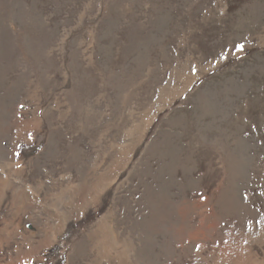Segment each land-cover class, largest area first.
Listing matches in <instances>:
<instances>
[{
    "label": "rangeland",
    "instance_id": "374dc122",
    "mask_svg": "<svg viewBox=\"0 0 264 264\" xmlns=\"http://www.w3.org/2000/svg\"><path fill=\"white\" fill-rule=\"evenodd\" d=\"M0 264H264V0H0Z\"/></svg>",
    "mask_w": 264,
    "mask_h": 264
},
{
    "label": "bare ground",
    "instance_id": "6f19581e",
    "mask_svg": "<svg viewBox=\"0 0 264 264\" xmlns=\"http://www.w3.org/2000/svg\"><path fill=\"white\" fill-rule=\"evenodd\" d=\"M123 150V149H122ZM89 193V195H93V192L91 191V192H88ZM102 193V192H101ZM83 196V195H82ZM79 197H81V196H79ZM81 200H83V197L81 198ZM85 202V201H84ZM88 203V202H87ZM93 203V202H92ZM79 205H81V204H79ZM93 205V204H92ZM17 216V215H16ZM100 230V229H99ZM5 232H6V230H5ZM107 232L105 231V234H106ZM49 240V239H48ZM229 246V245H228ZM232 247V246H231ZM227 248V247H226ZM229 249V252H230V254L232 253V250H230V248H228ZM36 251V250H35ZM31 252V251H30ZM223 255L224 256H227V254H228V250L227 249H225L223 252ZM29 255V254H28ZM229 255V254H228ZM228 257V256H227ZM230 258V257H229ZM227 263H228V261H227Z\"/></svg>",
    "mask_w": 264,
    "mask_h": 264
}]
</instances>
